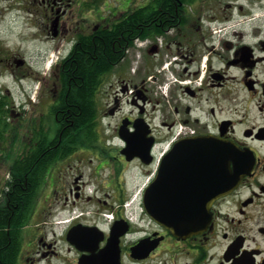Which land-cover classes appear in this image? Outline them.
<instances>
[{
	"label": "flooded vegetation",
	"instance_id": "af4514ba",
	"mask_svg": "<svg viewBox=\"0 0 264 264\" xmlns=\"http://www.w3.org/2000/svg\"><path fill=\"white\" fill-rule=\"evenodd\" d=\"M38 4L45 16L41 31L65 42H59L58 60L43 77L29 71L26 62L17 63L23 58L1 59L0 50V79L16 69L25 70L22 77H32L29 89L21 85V106H30L33 113L27 118L16 112L10 88L0 83V155L9 158L1 144L19 142L21 134L9 118L17 123L29 119L26 158L31 154L40 162L53 152L52 158L67 161L92 155L97 191L109 188L113 194L105 199L86 196L87 184L76 173L63 204L87 201L83 216L57 226V217L41 215L37 224L21 227L14 264H264V0ZM171 7L170 22L151 19L152 13L167 14ZM136 13L146 20L134 34ZM112 31L123 32L118 34L128 42L124 54L86 89L89 114L68 126L65 113L71 112L69 102L78 97L79 87L72 86L65 67L81 40L94 44ZM131 143L134 158L128 160L125 148ZM159 155L154 168L151 162ZM130 166L137 175H152L150 200L187 208L179 225L189 233L157 223L142 201L138 221L124 213L120 181L98 175L104 169L123 174ZM49 185L54 191L52 177ZM8 191L0 217L9 208ZM108 211L114 212L112 221L105 219ZM203 219L200 228L197 223ZM9 226L4 222L0 227L7 238Z\"/></svg>",
	"mask_w": 264,
	"mask_h": 264
},
{
	"label": "rangeland",
	"instance_id": "374dc122",
	"mask_svg": "<svg viewBox=\"0 0 264 264\" xmlns=\"http://www.w3.org/2000/svg\"><path fill=\"white\" fill-rule=\"evenodd\" d=\"M38 1L39 0H0V50L4 52V55H1V59L9 58V56L24 58L29 65V71L36 74L38 73L43 77L50 73L51 67L58 60L59 54L56 49L59 42L62 41V43H64L65 41L59 40L58 38L54 39L52 36H47L45 31H41L39 26L43 22L45 16L41 13V6H39ZM261 19L264 20V13ZM22 71L25 72V70L21 69H16L14 73L12 71L11 73L5 72L0 79V83H6L10 88L15 107L13 109L18 113L22 112V115L26 113V117L29 118L33 117V113L30 112L32 108L30 106H21L24 101L22 86L29 89L31 87L29 84L32 81V77H29L28 74L22 77ZM1 72H3V66L0 64V73ZM21 78L23 80H19ZM20 82L22 84H20ZM34 89H36V87H33V90ZM33 90L31 92H33ZM9 119L11 124H13L12 128H19L21 134H17L16 141L19 142L6 143L5 145L1 144V146L6 148V153L10 151V157L2 159L0 155V203L3 200L5 186L8 184V180L11 177L10 167L16 160L22 161L26 158L24 154L25 150L23 149V140L24 133L27 132V128L30 125L29 119L27 123L24 120L21 121L23 123H17L15 119ZM81 158L83 160L74 158L61 162L59 167L60 171L53 175L56 182L55 185H57L54 191L50 190L49 182L38 190L39 194L36 197L35 207L27 222L28 225L37 224L41 221V215H54V210L57 211V209L64 208L63 200L69 189L68 184L72 183L76 173H80L85 181H93L95 185H97L95 182L96 177L92 179V169L95 167L97 161L94 160L92 155L89 156L88 159L86 154ZM131 167L132 166L126 169L124 172L125 174H123L126 181V189L129 190L130 193L134 191L133 196L137 198L139 187L145 182L146 177L135 174L134 167ZM113 173L114 172H110L108 174L107 170H103L100 172L99 178L104 180L107 176H112ZM91 187L92 186H90V188ZM86 191H88V189ZM106 194H113V191L109 188H104L102 191H98L96 195L99 199H105ZM69 199H72V195L69 196ZM111 199L113 200L112 197ZM88 205L87 201L84 200V202L77 206L78 208H86ZM0 206L2 205L0 204ZM60 215L63 214L61 213ZM49 225H51V223H47V226ZM49 238H51V236H49ZM24 256L26 257V255ZM22 262L23 264H29L24 260ZM40 264L46 263L41 262Z\"/></svg>",
	"mask_w": 264,
	"mask_h": 264
},
{
	"label": "trees",
	"instance_id": "16d2710c",
	"mask_svg": "<svg viewBox=\"0 0 264 264\" xmlns=\"http://www.w3.org/2000/svg\"><path fill=\"white\" fill-rule=\"evenodd\" d=\"M172 14L171 7L167 14L162 12L152 13L151 19L158 18L170 22ZM143 20H146V18L141 16L140 13L138 15L137 13L134 14V34L138 32L136 27ZM130 21L131 19H129ZM126 24L127 22L122 23V25ZM118 33L123 32H106L104 38L97 40L94 44L81 40L72 59L67 63L65 71L70 73L68 77L71 79L72 86L79 87L78 97H72L74 100L69 102L73 104L71 112L65 113L68 120L65 123L68 126L72 122L75 124L78 121H83L85 116L89 114L90 110L84 106L87 97L86 89L93 87L100 80L101 74L105 70L111 69L124 54L128 42L124 38L120 40ZM52 154L49 153L43 156L40 162L32 159L31 154H29L26 159L16 160L10 167L9 191L5 196L6 201L9 202V208L7 213L0 217V227L4 225V222L10 223V238L0 234V248H3L0 249V264L15 263V254L20 245L19 240L15 241V237L20 233L21 227L27 224L32 214L37 200L36 197L39 194L38 190L44 185V181L48 176L47 169L61 161L60 157L52 158Z\"/></svg>",
	"mask_w": 264,
	"mask_h": 264
},
{
	"label": "water",
	"instance_id": "95a60500",
	"mask_svg": "<svg viewBox=\"0 0 264 264\" xmlns=\"http://www.w3.org/2000/svg\"><path fill=\"white\" fill-rule=\"evenodd\" d=\"M22 62V61H21ZM156 185H159L156 183ZM148 191L149 189L146 190L145 195H144V206L146 209V212L151 215L157 222L160 224L166 226V227H172V228H177L180 230L182 233L189 232L184 229H180V223L185 222V217L187 214L185 211L187 210L186 207L184 206H179V205H172V204H165L163 202H155L149 199L148 197ZM222 191H218L220 194ZM214 194H217L216 191H214ZM201 210L203 211V216H205V213L207 211V205H204L201 207ZM206 221L203 219L201 222L197 223L198 226H203L205 225ZM68 234V239H69Z\"/></svg>",
	"mask_w": 264,
	"mask_h": 264
}]
</instances>
